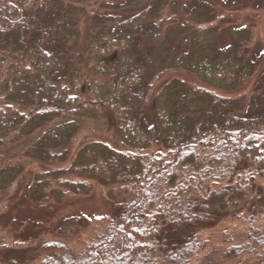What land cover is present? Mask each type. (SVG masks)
Here are the masks:
<instances>
[{
    "label": "trees",
    "instance_id": "16d2710c",
    "mask_svg": "<svg viewBox=\"0 0 264 264\" xmlns=\"http://www.w3.org/2000/svg\"><path fill=\"white\" fill-rule=\"evenodd\" d=\"M208 6L189 7L198 25L175 66L213 89L237 90L260 59L218 47L205 25ZM178 15V0H0V150L21 147L44 167L29 199L44 207L89 195L93 181L123 194L82 251L41 241L40 264H190L210 244L204 230L240 219L241 208L264 215V91L245 104L173 78L153 96L170 69L158 43ZM89 122L110 123L119 146L99 139L78 146ZM23 171L21 163L0 166L1 199L18 191ZM250 231L249 242L221 258L255 257L264 230Z\"/></svg>",
    "mask_w": 264,
    "mask_h": 264
},
{
    "label": "rangeland",
    "instance_id": "374dc122",
    "mask_svg": "<svg viewBox=\"0 0 264 264\" xmlns=\"http://www.w3.org/2000/svg\"><path fill=\"white\" fill-rule=\"evenodd\" d=\"M193 1L178 0V21L169 25L158 43L157 54L170 69L158 84L157 92H154L153 96L155 97L160 87L167 81L179 78L190 86L208 88L218 96L241 98L247 104L253 92L264 91V0H206L210 13L205 25L215 30L218 47H231L244 59H260V65L251 79L233 91L213 89L175 66L177 60H183L188 54L191 33L198 25L188 16ZM154 99L148 110L150 119L153 115ZM89 139L104 140L111 145L119 146L113 127L108 122L85 123L84 132L78 138V146L82 141ZM154 148L161 150L158 145ZM9 163L23 164L24 171L17 184L18 191L0 198L7 203V212L3 218L5 226L0 224V264H40L42 260L40 243L48 239L66 243V246L75 251H82L90 238L96 237L104 230L107 218L114 211L111 202L121 195L110 194L106 186L93 181L89 195L80 194L76 197L68 195L61 202L53 198L44 207H39L29 199L27 192L34 174L44 167L28 159L23 149L17 146H8L0 150V166ZM239 212L240 219L228 217L217 228L203 231L210 244H207L190 264L264 263V247H257L255 243L253 244L256 250L255 257L246 254L241 258H221L223 250L230 245L249 242L252 228L264 230V215L256 214L252 218L251 211L246 208H241ZM82 216L95 217L97 220L89 226H71V220ZM62 228H65V233H59Z\"/></svg>",
    "mask_w": 264,
    "mask_h": 264
}]
</instances>
